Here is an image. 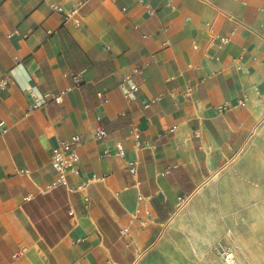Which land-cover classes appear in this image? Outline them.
<instances>
[{
    "label": "crops",
    "instance_id": "obj_1",
    "mask_svg": "<svg viewBox=\"0 0 264 264\" xmlns=\"http://www.w3.org/2000/svg\"><path fill=\"white\" fill-rule=\"evenodd\" d=\"M245 1L0 0V264L136 263L264 117V2Z\"/></svg>",
    "mask_w": 264,
    "mask_h": 264
},
{
    "label": "rangeland",
    "instance_id": "obj_2",
    "mask_svg": "<svg viewBox=\"0 0 264 264\" xmlns=\"http://www.w3.org/2000/svg\"><path fill=\"white\" fill-rule=\"evenodd\" d=\"M135 264H264V117L239 150L216 161Z\"/></svg>",
    "mask_w": 264,
    "mask_h": 264
},
{
    "label": "built area",
    "instance_id": "obj_3",
    "mask_svg": "<svg viewBox=\"0 0 264 264\" xmlns=\"http://www.w3.org/2000/svg\"><path fill=\"white\" fill-rule=\"evenodd\" d=\"M241 3L243 5L247 4V1L241 0ZM68 17H66L67 19ZM264 38V32L262 34ZM226 38H224L225 40ZM129 80V77H126L123 81V84H125ZM8 77H4L0 79V89L5 88L8 84ZM76 82H78V78L76 77ZM139 89L138 85H132L130 90L131 91H137ZM192 91V87L189 86L186 94L189 95ZM101 96V94H100ZM245 101L241 102V105H244ZM34 107H37V105H34ZM173 130V129H172ZM108 135L107 130L104 127H99L96 129L95 137L98 140L104 139ZM81 141V137L79 135H73L71 139L62 142L58 147H56L53 150L52 156H51V164L52 166L58 171L60 174V179L58 180L57 184H67V175L70 169L78 162L79 155L76 149L77 144ZM119 154V153H118ZM130 169L132 173H136V164L134 161L129 162ZM28 171V170H27ZM71 191H73V188H69ZM187 197H184L181 199V203L185 201ZM89 198L88 196H85V207H88Z\"/></svg>",
    "mask_w": 264,
    "mask_h": 264
}]
</instances>
